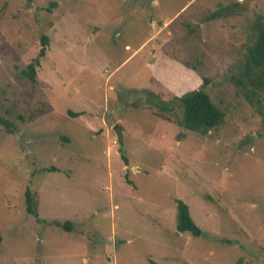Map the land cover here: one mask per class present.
Returning a JSON list of instances; mask_svg holds the SVG:
<instances>
[{
    "label": "rangeland",
    "instance_id": "rangeland-1",
    "mask_svg": "<svg viewBox=\"0 0 264 264\" xmlns=\"http://www.w3.org/2000/svg\"><path fill=\"white\" fill-rule=\"evenodd\" d=\"M258 16L264 0H0V264H264V118L234 81ZM204 77L226 113L206 135L148 102Z\"/></svg>",
    "mask_w": 264,
    "mask_h": 264
},
{
    "label": "trees",
    "instance_id": "trees-1",
    "mask_svg": "<svg viewBox=\"0 0 264 264\" xmlns=\"http://www.w3.org/2000/svg\"><path fill=\"white\" fill-rule=\"evenodd\" d=\"M239 7L238 3L222 7L207 17V20L212 21L218 18L231 16L236 8ZM255 41L247 48L246 61L243 70L239 77H235V82L242 87L246 99L255 106L256 110L264 118V17L258 16L254 22ZM49 45V37L42 36V47L38 56L31 61L24 71V74L31 80L35 81L37 77V67L41 65V59L47 54V47ZM187 68H190L189 66ZM196 70V69H195ZM210 84L208 78H203V84L198 89L183 94L182 96H175L171 102L157 101L151 105L159 108L160 115L164 116L165 113L171 112L174 108L182 111V118L178 122L180 126L192 132H199L206 135L212 129L220 127L225 123L226 113L223 109L216 105L207 87ZM146 96L154 97L157 95L147 91ZM159 99V98H158ZM148 100V99H147ZM73 116H79L78 113L70 112ZM166 117V116H164ZM21 118V117H20ZM0 125L8 131L9 134L15 133L14 125L5 120L0 114ZM177 229L180 233L188 232L194 237H202L203 230L195 223L192 218L189 206L182 200L177 199ZM27 210L31 215L39 218L36 209L37 201L34 199L32 192L28 189L26 191ZM57 227H62L67 231H72L73 226L71 222H52ZM3 241V236L0 232V244ZM156 264L155 262H152ZM239 261L236 264H240Z\"/></svg>",
    "mask_w": 264,
    "mask_h": 264
},
{
    "label": "water",
    "instance_id": "water-1",
    "mask_svg": "<svg viewBox=\"0 0 264 264\" xmlns=\"http://www.w3.org/2000/svg\"><path fill=\"white\" fill-rule=\"evenodd\" d=\"M115 130L117 133L118 141L121 144V146L124 145V135H123V130L119 125H115Z\"/></svg>",
    "mask_w": 264,
    "mask_h": 264
}]
</instances>
